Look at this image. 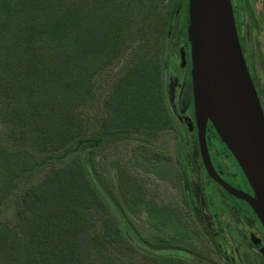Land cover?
<instances>
[{
    "label": "trees",
    "instance_id": "obj_1",
    "mask_svg": "<svg viewBox=\"0 0 264 264\" xmlns=\"http://www.w3.org/2000/svg\"><path fill=\"white\" fill-rule=\"evenodd\" d=\"M165 1L0 0V206L16 197L22 176L45 169L14 201V223L0 222V264H98L88 246L90 212L109 203L95 246L123 243L120 227L130 238L134 230L144 235L126 216V206L134 209L131 199L103 179L94 155L134 129L168 124L161 53L171 19L188 0L168 3L172 18L157 29L164 42L160 51L149 55L138 46L142 53L105 102L100 134L87 138L79 110L92 94L94 77L120 56L138 24L161 9L168 14ZM151 211L172 215L166 208ZM169 246L166 252L178 255L163 264H189L181 259L182 245ZM113 262L107 256L99 264Z\"/></svg>",
    "mask_w": 264,
    "mask_h": 264
},
{
    "label": "rangeland",
    "instance_id": "obj_2",
    "mask_svg": "<svg viewBox=\"0 0 264 264\" xmlns=\"http://www.w3.org/2000/svg\"><path fill=\"white\" fill-rule=\"evenodd\" d=\"M168 3L170 0L165 1V4ZM166 9L167 15L161 9L162 12L144 21L143 26L140 22L133 39L120 56L94 77L92 94L79 110L87 125V138L101 133L102 122L106 118L105 102L113 93L117 79L142 53L138 52V46L143 44L144 51L149 55L160 51V45L164 42L157 29L163 20L169 21L172 18L169 4ZM188 24L187 4L186 9L184 5L180 6L171 19L166 51L161 53L168 124L153 130L145 127L134 129L125 139L104 145L94 155L103 179L113 186L116 194L121 191L131 199L134 209L126 206V216L144 233L141 236L134 230V237L130 238L124 228L120 227L123 243H106L97 247L93 243V237L102 232L103 219L110 214L112 206L110 203L106 204L108 207L104 211L92 208L88 246L93 260L98 264L107 256L113 258V264H163L164 260L178 255L166 252L172 242L183 246L186 257L181 256V259L189 264H229L225 256L220 253L218 255L211 244L213 226L207 218L204 221L207 231L201 227L186 195L190 181L196 194L200 196L204 193L197 136L195 132L187 131L182 123L189 89L184 83L178 87L175 74L177 52L188 38ZM157 36L159 44L155 45L154 38ZM211 133V130H207L208 138ZM61 163L55 162L56 165ZM44 173L45 169H42L22 176L15 190L16 197L0 206V222L10 225L14 223V201L24 190L39 182ZM200 199L197 200L200 202ZM216 206L218 205H214L213 209ZM152 208L169 209L172 215L159 217L152 213ZM160 244L165 246L162 248Z\"/></svg>",
    "mask_w": 264,
    "mask_h": 264
},
{
    "label": "water",
    "instance_id": "obj_3",
    "mask_svg": "<svg viewBox=\"0 0 264 264\" xmlns=\"http://www.w3.org/2000/svg\"><path fill=\"white\" fill-rule=\"evenodd\" d=\"M188 19L194 121L204 168L228 193L246 201L264 228V117L241 53L230 0H188ZM180 54L183 61L182 50ZM208 121L253 196L215 172L206 143Z\"/></svg>",
    "mask_w": 264,
    "mask_h": 264
},
{
    "label": "flooded vegetation",
    "instance_id": "obj_4",
    "mask_svg": "<svg viewBox=\"0 0 264 264\" xmlns=\"http://www.w3.org/2000/svg\"><path fill=\"white\" fill-rule=\"evenodd\" d=\"M230 3L241 53L264 117V0H230ZM180 50L183 51V61ZM177 57L175 74L178 87L184 83L189 89L182 123L187 131L195 132L197 136L188 38L178 49ZM187 119L191 124L190 128ZM208 122L206 143L215 172L235 189L253 196V191L241 168L216 132L211 133L210 138L207 137V130H210ZM198 156L204 193L200 196L196 194L190 181L186 195L200 220L201 227L206 226L204 221L207 218L213 226L211 244L216 253L225 256L229 264H264V228L254 210L246 201L228 193L209 177L199 148ZM198 198H201L200 202ZM214 205L219 207L213 209Z\"/></svg>",
    "mask_w": 264,
    "mask_h": 264
}]
</instances>
